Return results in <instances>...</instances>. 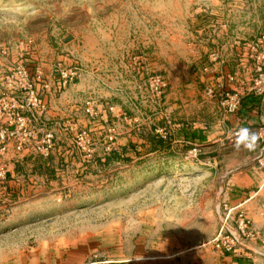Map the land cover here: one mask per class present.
Returning <instances> with one entry per match:
<instances>
[{
	"label": "rangeland",
	"instance_id": "obj_1",
	"mask_svg": "<svg viewBox=\"0 0 264 264\" xmlns=\"http://www.w3.org/2000/svg\"><path fill=\"white\" fill-rule=\"evenodd\" d=\"M234 93H264V0H0V264H264V222L200 188Z\"/></svg>",
	"mask_w": 264,
	"mask_h": 264
},
{
	"label": "crops",
	"instance_id": "obj_2",
	"mask_svg": "<svg viewBox=\"0 0 264 264\" xmlns=\"http://www.w3.org/2000/svg\"><path fill=\"white\" fill-rule=\"evenodd\" d=\"M241 126L264 128V93L259 96L245 95L234 114L227 117L221 125L215 127L217 131L211 133L209 130L196 129L193 131L194 141L201 146H212L221 140L226 130H235ZM214 134V135H211ZM191 138V131H182L183 139ZM188 138V139H189ZM252 152L234 150V171L231 173L229 183L225 187L221 183L201 185L203 191L213 192L215 198L224 190L229 194V204L234 209H243L253 221L258 224L264 222V181L258 183L257 177L264 176V170L255 161ZM212 159V158H210ZM258 193L260 195H258ZM263 194V195H262ZM216 199L214 202L216 203ZM202 206L206 207L203 201Z\"/></svg>",
	"mask_w": 264,
	"mask_h": 264
},
{
	"label": "clouds",
	"instance_id": "obj_3",
	"mask_svg": "<svg viewBox=\"0 0 264 264\" xmlns=\"http://www.w3.org/2000/svg\"><path fill=\"white\" fill-rule=\"evenodd\" d=\"M232 135L235 151L255 152L259 147V142L264 140V128L253 130L250 127L241 126Z\"/></svg>",
	"mask_w": 264,
	"mask_h": 264
},
{
	"label": "built area",
	"instance_id": "obj_4",
	"mask_svg": "<svg viewBox=\"0 0 264 264\" xmlns=\"http://www.w3.org/2000/svg\"><path fill=\"white\" fill-rule=\"evenodd\" d=\"M229 100H231L233 103L231 104V106L229 107V111H236V109L238 108V106L240 105V97L234 93V95L229 96ZM189 155H193L196 156L197 155V149L193 148L192 150L189 151ZM243 220L240 219L239 220V229H242L243 227Z\"/></svg>",
	"mask_w": 264,
	"mask_h": 264
}]
</instances>
